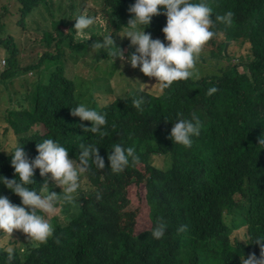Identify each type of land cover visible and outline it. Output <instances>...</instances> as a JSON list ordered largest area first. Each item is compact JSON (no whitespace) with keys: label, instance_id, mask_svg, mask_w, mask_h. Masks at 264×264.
<instances>
[{"label":"trees","instance_id":"obj_1","mask_svg":"<svg viewBox=\"0 0 264 264\" xmlns=\"http://www.w3.org/2000/svg\"><path fill=\"white\" fill-rule=\"evenodd\" d=\"M134 2L16 0L17 13L8 9L6 17H0V55L8 64L0 78V94H5L0 96V105L5 108L0 117V176L15 178L9 153L17 143L23 144L31 161L37 155L36 143L45 138L58 141L74 158L79 145L87 142L105 152V171H110L107 153L114 143L133 147L138 162L128 167L135 170L136 176L125 187H144L150 226L135 234V221L131 218L134 212L125 205L123 213L117 212L103 230L87 229L67 245L59 244L58 237H63L66 227L55 218L49 220L53 234L46 243H29L27 238L20 245L14 241L11 260L1 246L0 264H136V252L138 258L143 257V247L151 253H174L172 264L194 258L202 259L199 264H241L242 254L244 258L250 254L259 257L260 246L248 243L264 238V150L256 149L258 138L264 133V105L259 103H264V0H206L213 19L231 11V23L215 24L216 35L195 59L194 76L174 82L163 91L158 85H151L155 79L148 80L140 71L133 74L131 81L147 85L144 91L130 94L122 82L108 89L100 77L89 81L67 76L66 65L69 70L71 65L75 69L85 55L96 65L109 60L104 52L89 54L91 44L109 32L123 54L129 56L134 51L128 38L116 35L119 30L121 36L125 32L123 27L130 19L128 9ZM81 12L95 17L88 30V42L72 31L75 21L71 19ZM12 16L19 35L26 38L22 51H18L19 38L5 30V20L13 21ZM165 24V15H156L145 32L152 39L164 41L161 29ZM227 43H231V50L226 54ZM122 74L130 78L127 71ZM14 79L24 80L11 93L8 87ZM36 80L39 85L34 90ZM131 81L132 86H144ZM212 86L218 91L207 96L206 91ZM107 93L109 103L103 106ZM141 98L144 102L135 107L133 101ZM80 103L102 113L110 112L116 121L103 128V135H86L80 125L90 127V123L70 117L62 109L65 104L75 107ZM193 113L202 122L200 135L193 138L190 148L173 144L168 139L172 123L178 117L191 118ZM97 172L101 170L93 168L88 174ZM33 180L32 187L39 190L45 178L37 169ZM49 188L54 191L51 181ZM0 195L7 196L13 204H21L20 198L3 185ZM94 195L93 188L82 192L76 204ZM63 213L67 224L80 219L89 221L82 212L73 220ZM158 219L168 228L164 238L154 240L150 232ZM181 226H186V230L178 232ZM243 228L247 240H233V234ZM15 233L20 240L22 232ZM96 235L108 244L107 250L96 252L89 245L90 238ZM80 246L87 248L77 258L85 248ZM64 250L72 254V262Z\"/></svg>","mask_w":264,"mask_h":264},{"label":"clouds","instance_id":"obj_2","mask_svg":"<svg viewBox=\"0 0 264 264\" xmlns=\"http://www.w3.org/2000/svg\"><path fill=\"white\" fill-rule=\"evenodd\" d=\"M10 6L9 0H4L1 3L0 17H6V10L10 9ZM16 6L18 7L19 5ZM128 12L130 19L127 26L123 27L125 28V32L121 36L119 30L116 35L128 38L130 42L129 46L134 48V51L129 56L123 54L121 49L114 45V35L112 32H109L91 44L89 54L93 56L104 52L107 57L110 56L108 60L111 63L110 71H104L103 76L96 73L94 77L104 79L108 89L111 86H115L113 83L122 82L129 94L135 91H144L147 85L141 84L139 80L131 81L133 74L137 71L149 77L147 78L148 80L154 78L156 82L151 85H158L161 91L169 88L174 82L189 79L192 75L190 69L194 67L196 57L201 52L203 46L216 35L213 31L215 24L217 22L230 24L233 17V13L227 11L224 15H217L213 19L212 9L208 6L206 0H200L198 3L193 2V0H135L134 4L129 7ZM160 14L166 17V24L161 29L164 41L152 39L151 35L145 32L152 18ZM7 20L8 18L5 20V30L9 32L10 27L12 28L15 25L13 21H10L12 22L11 24H7ZM71 20L75 21L72 31L86 37L88 42L91 37L88 30L94 25L95 17L81 12ZM126 29L129 30L126 31ZM227 44H229V50L231 43ZM228 50L225 51L226 54ZM58 68H56V72ZM7 69L8 64L4 60L3 72ZM125 71L128 72L130 78L127 79L122 74ZM66 72L69 77L81 79L75 75V69L71 73L66 68ZM106 74L112 75L113 78H106ZM2 75L3 73L0 75V78ZM29 77L33 78L31 74H29ZM92 79H89V81ZM140 79L145 80L142 79V76ZM23 80H13L12 84H16H11L8 87L11 93L17 90L15 88L16 85H19ZM130 81L134 83L138 82L144 86H132ZM217 91L218 89L215 86L209 87L206 95L212 96ZM105 95L103 106L109 103V93ZM101 97L99 96L98 100ZM143 102V98L134 100L133 105L138 108ZM259 103L264 105L261 101ZM62 109L70 117L79 118L81 122H89L90 127L83 123H81L80 127L86 135L90 133L92 137L96 134L103 135V128L107 129L112 122L116 121L112 113H102L83 103L75 107L65 104ZM201 128L202 122L195 113L191 115V118L178 117L172 123L168 139L173 144L190 148L193 138L200 135ZM44 136L43 134L42 137ZM258 145L256 149L264 150V133L258 138ZM35 148L37 155L29 161L27 154L23 150V144L17 143L9 153L11 157L10 166L14 170L15 178L7 179L0 176V185H3L4 188L18 196L21 200V204L16 205L7 196L0 195V237H2L0 239V247L4 239L19 241L14 234L15 230L22 232L20 239L23 241L27 238L29 243L35 242L37 245L46 243L53 234V227L47 217L55 213L61 201L72 203V205L76 204L74 198L79 188L80 179L90 169L94 168V170L105 171L103 169L105 168L106 159L102 155L105 152H99L100 147L87 142L79 145L76 158L69 153L65 146L54 139L45 138L41 142H37ZM134 152L135 149L133 147L124 148L119 143H114L110 152L107 153L110 172L119 174L128 170L135 173L136 176L135 170L128 167L130 164L138 162ZM37 169L39 170L40 177L45 178L39 190L32 187L34 185V172ZM49 181L53 182L55 187L61 189L59 194L49 188ZM167 228V224L162 219H158L151 229V238L161 240L165 237ZM243 229L245 230V228ZM185 230L186 226H181L177 229L178 232ZM252 243L260 246V249L257 251L259 257L250 254L247 258H244L242 254V256L240 255V263L264 264V238H257L248 244ZM141 251L143 253V257L141 258H138V252H136V264L174 263V261L170 262L175 255L174 253H151L144 247ZM6 252L8 259L11 260L14 255V245L9 243ZM201 261L202 259L194 258L185 261L183 264H199Z\"/></svg>","mask_w":264,"mask_h":264},{"label":"rangeland","instance_id":"obj_3","mask_svg":"<svg viewBox=\"0 0 264 264\" xmlns=\"http://www.w3.org/2000/svg\"><path fill=\"white\" fill-rule=\"evenodd\" d=\"M3 1L4 0L0 1V6ZM10 4L11 12L15 11L17 13L18 8L16 6V0H10ZM10 18H13V24L15 26H13L12 28L10 27L9 32L13 35L15 34V37L19 38L20 50L18 51H22L26 43V38L19 35V29L16 27L15 23L16 18L13 16ZM6 23L11 24L12 22H10V20H7ZM128 30L129 29H126V31ZM0 59H2L1 55ZM110 64L111 63L109 61H102L98 65L93 64L92 58L86 57L85 55V57L82 58L75 66V75L85 80L92 79L96 73H99L100 76H103L104 71H110ZM69 68L70 70H67L71 72L73 70V66L71 65ZM97 68H99V70ZM3 70L4 60L0 65V75L3 73ZM195 70L196 67L194 65V67L191 69L192 76H194ZM105 77L108 79L113 78V76L110 74H106ZM150 79L153 80L154 78ZM113 84L115 85V83ZM38 85L39 82L38 80H36L34 85L32 86L33 89L35 90ZM15 88H18V84ZM0 96L5 97V94L2 93L0 94ZM4 110L5 108L1 104L0 117L3 115ZM159 165L161 166L162 162L159 163ZM134 176L135 173L128 170H125L119 174H113L110 171H101L92 175L88 173L84 174L79 182V188L81 189V192H78V188L77 193L75 194L74 201L77 203L79 195H81L82 192L91 190L92 188L96 191V195L90 196L88 199L82 200V202L80 201L78 204L68 206L63 202H60L55 213L47 217L48 220H53L56 218L58 220V224L64 225L63 227H66V230L63 232V237H58L59 244L65 243L67 245H70L74 243L73 241L81 237V233L86 231L87 229L90 232H96L97 228L103 230L104 225L106 223H110L114 219V216H116L117 212L123 213V206L125 205L126 209L134 212L131 215V218L135 221L134 233L137 234L141 231L147 230L148 226H150V222L148 221L147 217L148 207L146 206L145 202L144 187L142 185H139L138 188H134L132 186L125 187L129 181L133 180ZM52 189L58 192L61 191L60 188L54 186L53 182ZM63 212H66L69 219L71 220L75 219L80 212L85 213L89 221L87 222L85 219H80L72 224H66L68 220L65 218V214ZM14 234L16 235V233ZM232 239L246 241L247 238L245 230L241 229L236 231V233L233 234ZM90 240L91 241H89V245L91 244L96 252H103L108 249V244H105L103 242V238L98 237V235H96L95 238L91 237ZM12 242L14 241H8L7 239H4L2 241V247L7 248L9 246V243L11 244ZM22 242L25 241L20 239L19 245ZM79 248L84 249L78 252L77 258L81 257L82 252L86 250L87 246H80ZM88 249L86 251L85 258L88 254ZM63 253L64 255L69 257V260L71 262L73 261L72 254H70L69 251L64 250Z\"/></svg>","mask_w":264,"mask_h":264},{"label":"water","instance_id":"obj_4","mask_svg":"<svg viewBox=\"0 0 264 264\" xmlns=\"http://www.w3.org/2000/svg\"><path fill=\"white\" fill-rule=\"evenodd\" d=\"M228 47H229V44H227V45H226V47H225V51H227V50H228Z\"/></svg>","mask_w":264,"mask_h":264}]
</instances>
